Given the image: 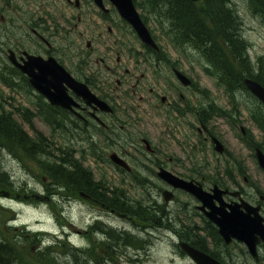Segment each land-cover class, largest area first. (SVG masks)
I'll list each match as a JSON object with an SVG mask.
<instances>
[{"label":"rangeland","instance_id":"1","mask_svg":"<svg viewBox=\"0 0 264 264\" xmlns=\"http://www.w3.org/2000/svg\"><path fill=\"white\" fill-rule=\"evenodd\" d=\"M232 2L243 19V33L250 45L249 55L252 62H256L259 58L264 61V21L252 15L247 0H233ZM16 3L18 0L9 9L16 7ZM137 9L162 49L167 52L172 60L180 61L181 69L193 81L194 87L185 88L178 83L176 84V92L172 102L174 105L180 104V108L185 111L182 116L169 106L151 110L140 106L139 109L142 110L135 112L137 117L134 118L130 115L134 122L131 127L150 140L152 146L163 153L166 159H179L177 162H180L181 166L174 163L168 164L176 173L192 176L198 180L204 179L205 184L212 187L213 183L211 182L219 178L218 174L223 178L224 169L237 171L239 169L237 163H240L244 168L243 175L249 179V182L244 183L242 180L244 177L241 176L242 187L250 196H256L257 193L264 195V171L258 167L254 151L245 142L244 136L248 133H242L244 128L246 132L251 134L255 142L262 146L264 151L263 133L253 123L248 112L254 100L246 93L235 94L233 95L234 99L230 100L223 87H220L215 79L204 72L203 64L200 63L203 62V59L197 51L190 48L187 54L189 61L181 60L182 56L175 50L172 45L173 42L171 43L168 37L166 25L161 24V19L157 14L150 13L140 6ZM63 12L66 18L64 30H60L61 33L55 38V42L62 51V54L59 55L63 60L62 63L70 71L77 66L75 60L72 61L73 54L77 50L85 48L86 40L89 37L86 33L82 42L79 43L77 40L78 33L71 28L75 17L67 20L68 15L75 16L76 11L63 9ZM108 27L130 28L118 17L109 23ZM87 28L96 27L91 21ZM132 40H136V38L132 37ZM93 44L95 50L98 49L96 44ZM122 71L124 72V70ZM125 91L128 89H121V92ZM162 94H165V91ZM38 103L39 100L31 92L11 91L0 86V105L7 110L16 111L18 108L26 107L37 112ZM209 104L218 106L223 112V114L213 116L208 127L226 147L225 155L217 154L211 141L205 142V135L200 136L198 132L201 125L195 114H201L202 110L206 109ZM18 119L32 138L45 139L46 149L50 152L51 159H54L53 157L58 159L67 155L72 157L70 153L73 151L72 158L81 161L85 167L89 168L96 182L108 186L109 197L112 196L111 191L121 189L120 193L123 195L126 193V196L130 197L131 200L141 201L143 193L137 192V190L128 191L124 184V175L115 170V167L109 162L111 151L108 150V147H103L99 151V154L103 153L108 158V162L96 157L95 159L83 153L87 146L82 141L81 136L69 132L72 131L71 129L66 128V131H63L53 128L39 117L32 119L31 123L28 124L23 123L19 116ZM129 131L131 132V129ZM128 150L132 154L135 153L131 147H128ZM5 154L0 165L11 175L13 182L19 186V190L8 191L4 189L8 191L9 195L8 197H0V230L13 243L18 242L19 250L31 263L42 264V254L47 253L45 249L48 240L51 241L55 234H60L65 230L69 233L68 236L73 243L83 246L85 250H90L95 259H93V264L97 262L100 264H194L179 253L176 248L177 239L169 233L154 231L152 235L145 234L144 230H141L142 224L138 221L130 222L128 219H121L122 217L111 213L112 211L107 209L108 206L101 202L90 201L84 197L71 195L54 188L50 181L43 176V172L36 161L25 159V157L21 161L8 156L7 153ZM190 169L191 172H189ZM196 171L204 174L207 179L195 175ZM250 196L247 199L252 202ZM184 201H189V199L185 198L184 195H179L174 203H183ZM192 205L195 203L192 202ZM176 206L177 204L170 208L175 209ZM114 215H117V218L113 217ZM97 222L100 223L97 228L99 230L91 229V226L97 225ZM192 224L208 229V226L199 217H195ZM108 227L114 228L111 230ZM27 229L34 232H44V235H41V240L38 241L37 235ZM108 230L116 231L119 234H122L124 230L128 231L138 241L141 248L129 246L122 239H120L122 242L114 244L110 237V239L108 238L107 251L103 243L106 239L104 235ZM111 231L110 234H113L114 232ZM200 233L205 235L206 231L201 232L200 230ZM42 240L47 243L45 245L43 243V250H40ZM112 245L113 249L111 248ZM228 250L230 260L225 255L223 256L229 264L255 263L245 254L246 249L242 244L232 245ZM53 256L58 258L54 259ZM53 256L47 257L48 260L45 259L44 263L53 264L55 261L58 264H64L67 262L58 253H54Z\"/></svg>","mask_w":264,"mask_h":264},{"label":"flooded vegetation","instance_id":"2","mask_svg":"<svg viewBox=\"0 0 264 264\" xmlns=\"http://www.w3.org/2000/svg\"><path fill=\"white\" fill-rule=\"evenodd\" d=\"M15 1L0 0V72L10 68L31 87L29 77L16 63H24L28 59L27 55H30L44 59L53 57L62 64L63 60L59 56L62 51L55 38L64 30L66 18L63 9L75 10L76 15H68L67 18L70 20L75 17L71 28L78 33L79 43L86 33L89 38L85 48L73 54L72 61L75 60L77 66L69 72L77 80L88 85L92 93L108 107L103 108L96 102L88 104L85 99L69 90L68 93L77 104L75 109L50 107L51 110L64 114V121L72 130L69 132L82 137L88 156L105 159L107 157L103 153L99 154V151L108 147L111 151L109 157L116 154L129 164L131 169L118 170L125 177L124 184L128 191L137 190L143 193L141 201H137L140 208H149L157 218L161 215L168 221H176L177 224L190 219L193 198L181 190H174L159 175V171L164 168L187 179L168 166L169 163L181 166L182 164L177 162L179 159H166L163 153L152 146L150 140L131 127L134 122L130 115L137 117L135 112L142 110L139 109L140 106L147 110L164 106L173 109L171 104L176 84L179 83L175 74L178 68L174 60L168 57L164 50L146 48L133 28L108 27L117 17L123 21L110 0H18L16 7L10 10L9 7H12ZM91 21L96 28H87ZM132 37L136 40H132ZM93 43L98 49L95 50ZM179 69L181 71V67ZM34 71L37 72L38 69L34 68ZM123 88L128 91L121 92ZM164 91L165 94H162ZM29 92L37 95L32 87ZM178 115L182 116L180 113ZM204 129L207 131L206 127ZM128 147L135 153L132 154ZM241 171H224L223 178L219 175L220 187L231 192L239 191L242 196H247L248 192L242 191L245 189L241 184ZM243 177L242 180L247 183L249 179L244 175ZM166 190L174 193L173 201H176L178 194L184 195L189 201L166 203L163 201ZM88 196L87 199L94 200ZM262 197L264 196L261 195L260 198ZM225 199L230 202L234 198L229 194ZM175 204V209H171Z\"/></svg>","mask_w":264,"mask_h":264},{"label":"trees","instance_id":"3","mask_svg":"<svg viewBox=\"0 0 264 264\" xmlns=\"http://www.w3.org/2000/svg\"><path fill=\"white\" fill-rule=\"evenodd\" d=\"M232 1L201 0L195 3L191 0H136V4L150 13L157 14L161 19V24L166 25L171 42L177 47L196 50L205 61L206 71L218 80L220 86L231 94L247 93L245 78H253L264 84V61L262 58L258 59L256 64L251 61L248 53L250 45L243 33L244 22ZM247 4L252 15L264 21V0H247ZM4 73L5 71L0 72L1 85L13 88L16 75L19 77V74ZM257 105L255 119L264 129V108L260 103ZM210 109L211 107H207L202 111V120L210 119L212 110ZM44 110L45 113H42L44 120L50 121L56 129L60 128L57 123L58 118L64 120V114L52 111L49 106ZM19 111L23 119L31 121L33 114L30 110L23 108ZM14 116L13 111L0 105V161L3 160L5 153L21 161L24 157L31 159L40 165V168L63 192L76 195L83 191L92 196L95 195L100 200L105 198L106 192L100 191L101 187L89 170L68 155L61 157L59 161L50 159L45 139L32 138ZM18 187L11 175L0 165V188L15 191L19 190ZM108 203L118 210L137 216L142 224L152 225L159 229L170 228L169 224L165 223L167 218L161 215L157 218L154 211L149 208L131 206L126 202L123 193H114ZM97 227L99 226L93 228ZM112 232L114 233L109 235L114 244H118L122 239L127 245L139 246L138 241L129 233ZM184 235L185 233L182 238L188 239ZM105 236L108 237V232ZM59 237H56L53 244L45 249L47 253L42 254V264H45L47 257H52L54 253L65 258L67 262L64 264H93L94 257L90 256L87 251L75 248L68 243L67 239ZM206 241L204 236L200 238L193 235L189 242L200 250L208 252ZM17 243H13L0 230V264H35L25 258ZM104 245L108 251V240ZM40 250H43V247H40ZM53 258L58 257L53 256ZM53 264L58 263L54 261Z\"/></svg>","mask_w":264,"mask_h":264},{"label":"water","instance_id":"4","mask_svg":"<svg viewBox=\"0 0 264 264\" xmlns=\"http://www.w3.org/2000/svg\"><path fill=\"white\" fill-rule=\"evenodd\" d=\"M111 1L120 15L136 30L142 41L156 48L157 46L149 30L137 12L134 1ZM28 57L30 59L28 62H25L24 65L17 64V66L20 67L24 73L28 74L31 84L39 90L52 105L60 106L65 109H72V105H76L67 93L68 87L78 96H82L88 104L91 102L93 95L88 87L74 79L54 58L50 57L45 61L40 57ZM34 68L38 69V71L35 72ZM245 84L247 88L264 103V86L252 79H246ZM93 100L95 101V99ZM215 142L216 150L222 152L223 147L220 142L218 140ZM112 159L115 162H121L116 156H112ZM258 160L260 165L264 168V155L261 151H258ZM161 175L164 179L174 184V186L183 188L196 196L203 203L202 209H205V207L211 209V212L207 214L218 224L220 233L225 237L227 242H230L232 238H237L245 242L251 253L256 256L257 244L260 242V239L264 241V219L259 215V208L244 205L249 212L245 213L238 204L228 205L231 210L229 213L226 211V205L222 202V194L224 192L220 191L217 186L212 190L213 194H210L203 191L200 185L178 180L166 171H163ZM0 195L8 196L7 193L2 191H0ZM166 199L169 200V197H166ZM215 199L221 203L220 207L215 206ZM182 247L196 264H220L212 257L193 248L189 244H182Z\"/></svg>","mask_w":264,"mask_h":264},{"label":"bare ground","instance_id":"5","mask_svg":"<svg viewBox=\"0 0 264 264\" xmlns=\"http://www.w3.org/2000/svg\"><path fill=\"white\" fill-rule=\"evenodd\" d=\"M16 119H17V117L16 116H14ZM243 192H245L246 190H242Z\"/></svg>","mask_w":264,"mask_h":264}]
</instances>
